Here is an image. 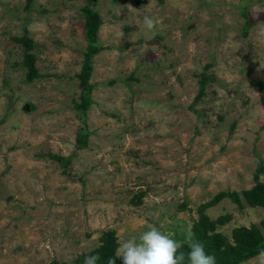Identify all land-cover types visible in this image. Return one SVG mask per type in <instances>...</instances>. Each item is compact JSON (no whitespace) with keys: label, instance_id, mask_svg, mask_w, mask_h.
<instances>
[{"label":"rangeland","instance_id":"obj_1","mask_svg":"<svg viewBox=\"0 0 264 264\" xmlns=\"http://www.w3.org/2000/svg\"><path fill=\"white\" fill-rule=\"evenodd\" d=\"M98 2L104 50L77 150L84 2L0 0V264H77L103 235L118 244L152 225L182 240L200 205L251 189L264 168V85L252 84L264 82V0ZM23 35L31 83L13 41ZM48 155L70 158L67 174ZM205 215L230 216L217 229L227 237L264 222V209L227 199Z\"/></svg>","mask_w":264,"mask_h":264},{"label":"trees","instance_id":"obj_2","mask_svg":"<svg viewBox=\"0 0 264 264\" xmlns=\"http://www.w3.org/2000/svg\"><path fill=\"white\" fill-rule=\"evenodd\" d=\"M84 6L81 9V13L84 20V39L86 42V50L83 54V63L79 73L76 75L78 80V87L80 94L78 100L73 104V110L75 112L77 120L80 122L81 127L77 130L75 137V146L77 150H83L87 147L89 134L86 129V116L92 105V92L94 91V85L90 84V80L93 73V60L99 55L104 48H102L98 32L102 25V20L97 11L98 0H82ZM162 2V0H159ZM30 1H28L29 3ZM245 13V12H244ZM242 12V15L245 16ZM248 30L247 23L245 24L243 31L246 33ZM13 41L23 48V60L22 66L26 70L25 79L31 83L36 79H39L37 67L35 65V56L33 51L35 44L26 35L19 38H13ZM206 80L204 76H201L199 81V92L195 98V103L199 102L204 96ZM257 89H261L264 82L260 84H254ZM264 104V98H262ZM196 113V112H195ZM197 114V113H196ZM48 159L57 163L61 168H64L63 174H67L65 169L70 164V158H63L60 156L48 155ZM264 174V168L260 165L255 173L254 181L255 185L249 189L237 192H220L215 195L209 202L202 204L197 209L198 220L194 222L192 231L195 233L196 239L202 241L205 245L207 253L216 257V264H244L251 259L264 254V222L259 224H253L250 227H238L232 230L230 237L218 232L217 229L227 224L231 218L230 216H223L215 221L205 215V211L216 206L221 201L229 200L238 210L244 209H264V181H259V175ZM185 205L183 208L185 209ZM102 246L95 249L90 254H99L101 259L97 264H107L110 257H114L117 242L115 233L110 232L102 236ZM183 240V239H182ZM187 251V249H183ZM87 256V255H85ZM78 258L77 264H83L84 257ZM51 264H59L56 261ZM115 264H122L120 258H116Z\"/></svg>","mask_w":264,"mask_h":264},{"label":"clouds","instance_id":"obj_3","mask_svg":"<svg viewBox=\"0 0 264 264\" xmlns=\"http://www.w3.org/2000/svg\"><path fill=\"white\" fill-rule=\"evenodd\" d=\"M143 24L151 30L156 21L145 16ZM174 235L162 232L155 225L149 226L138 235L120 240L107 264H115L116 258L122 264H216V257L206 252L204 243L196 239L191 229L186 230L183 240L175 239ZM100 259L98 253L87 255L83 264H97Z\"/></svg>","mask_w":264,"mask_h":264}]
</instances>
